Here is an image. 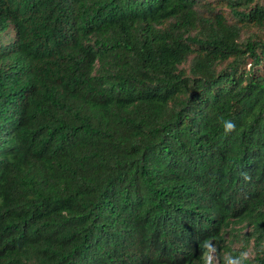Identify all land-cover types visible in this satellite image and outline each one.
<instances>
[{"label":"trees","instance_id":"trees-1","mask_svg":"<svg viewBox=\"0 0 264 264\" xmlns=\"http://www.w3.org/2000/svg\"><path fill=\"white\" fill-rule=\"evenodd\" d=\"M237 226L264 264V0H0V264H202Z\"/></svg>","mask_w":264,"mask_h":264},{"label":"clouds","instance_id":"clouds-1","mask_svg":"<svg viewBox=\"0 0 264 264\" xmlns=\"http://www.w3.org/2000/svg\"><path fill=\"white\" fill-rule=\"evenodd\" d=\"M224 134L230 135L236 131V125L231 120H223ZM245 180L250 179L247 173L242 174ZM200 247L203 249L201 260L202 264H215L217 247L213 244V238H207L201 242ZM207 249V251H206ZM264 253V247L260 249ZM256 253L251 249H245L240 251L238 254H227L224 258V264H251L252 258Z\"/></svg>","mask_w":264,"mask_h":264},{"label":"rangeland","instance_id":"rangeland-1","mask_svg":"<svg viewBox=\"0 0 264 264\" xmlns=\"http://www.w3.org/2000/svg\"><path fill=\"white\" fill-rule=\"evenodd\" d=\"M226 12V11H225ZM228 13V12H226ZM245 38V35L244 37ZM252 229L242 228V226H237V237H233L230 234L226 235V246H228L232 252H228L226 250H219L217 249L215 264H224V258L227 254H238L240 251L247 249H251L253 252L257 253V249L255 246L254 239H249V234L251 233ZM256 254L253 256L251 264H254V259L256 258Z\"/></svg>","mask_w":264,"mask_h":264}]
</instances>
